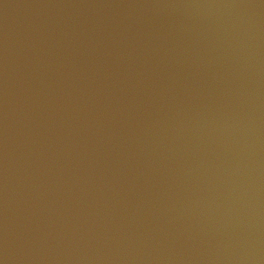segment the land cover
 I'll use <instances>...</instances> for the list:
<instances>
[{
    "label": "water",
    "instance_id": "95a60500",
    "mask_svg": "<svg viewBox=\"0 0 264 264\" xmlns=\"http://www.w3.org/2000/svg\"><path fill=\"white\" fill-rule=\"evenodd\" d=\"M0 264H264V0H0Z\"/></svg>",
    "mask_w": 264,
    "mask_h": 264
}]
</instances>
